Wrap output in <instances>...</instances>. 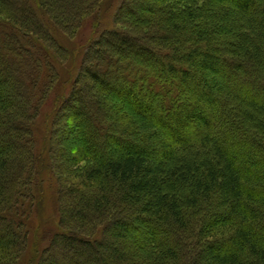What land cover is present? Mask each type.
<instances>
[{"label":"trees","instance_id":"16d2710c","mask_svg":"<svg viewBox=\"0 0 264 264\" xmlns=\"http://www.w3.org/2000/svg\"><path fill=\"white\" fill-rule=\"evenodd\" d=\"M128 13L0 0V264L25 255L45 152L58 229L37 264H264V0H155L134 32ZM80 26L96 34L50 92Z\"/></svg>","mask_w":264,"mask_h":264},{"label":"rangeland","instance_id":"374dc122","mask_svg":"<svg viewBox=\"0 0 264 264\" xmlns=\"http://www.w3.org/2000/svg\"><path fill=\"white\" fill-rule=\"evenodd\" d=\"M110 1V0H108ZM155 0H134L137 10H138V15L135 13L134 15L131 13L125 14L122 17V22L121 27L126 25L128 29H130L132 32L136 31V28L139 27L141 28V24H147L145 19H142L144 15H149L150 13V6L152 2ZM109 2H106L104 6L100 8V11L97 13L99 16V19L101 18V23L100 27L97 28V31L101 29L102 27L110 28L113 26V12H114V6L112 7V3L108 4ZM184 3V2H181ZM144 21V22H143ZM143 26V25H142ZM91 28L87 29L86 27H79L76 29L75 35H69L64 33V38L66 42L62 43L64 46L67 47V54H61V52H55V57L54 58L51 55V58H54L56 60H52L53 65L56 66L57 74H58V79L57 81L51 82V89L50 92H61L64 89V86L62 87L61 83H65L64 80H68L70 78L68 72L75 73L77 67L80 65V61L83 59L84 53L79 52L82 50V47L86 43V39L90 38L91 36H95L94 33L90 32ZM138 29V28H137ZM92 33V35H91ZM94 34V35H93ZM82 45V46H81ZM53 50V49H52ZM51 50V52H52ZM53 53V52H52ZM56 61V62H54ZM34 73V72H33ZM60 81V82H59ZM7 89V88H6ZM10 89H8L9 91ZM10 92V91H9ZM53 93V94H54ZM52 96V93H51ZM53 97V96H52ZM108 99V96H105ZM126 110V108H125ZM125 121V120H124ZM68 122V121H66ZM64 119H60L58 121L57 127L62 125H65L66 123ZM69 123V122H68ZM43 121L42 117L38 121V124L36 126V132H37V140L36 143L38 146L41 148L44 145V140H43ZM67 127V126H65ZM80 139L79 136L75 133H67L64 135V137L55 138L54 139V147H58L60 153V157L62 158H71L74 153H76L77 146L79 143ZM60 145L62 146V149L59 148ZM51 155L49 153L41 155V158L44 162V165L42 167L43 171L39 173L40 177H38V180L36 181L38 186H37V194L40 192L42 194V200L39 203L38 211L35 210L31 214L30 218V223H29V237H28V244H27V249L25 251V255L22 257V261L20 264H37L38 260V253L42 250V248L46 245L48 239L51 237L53 232L58 229L57 225V216L55 215L56 213L54 212L55 209L54 207L56 206V188L55 186L51 185V178L48 175L49 171V164H51V159L49 158ZM62 160V159H61ZM66 165H69L67 162H65ZM41 168V167H40ZM66 203L67 201H62ZM121 242V241H120ZM123 242V241H122ZM117 243V241H116ZM125 243V241H124ZM120 244V245H119ZM121 247L125 249L127 247L126 245H123V243H119L118 241V249L121 250ZM127 252V251H126ZM137 259V257H135ZM49 261L50 256H49ZM47 262V261H46ZM179 264V262H177Z\"/></svg>","mask_w":264,"mask_h":264}]
</instances>
